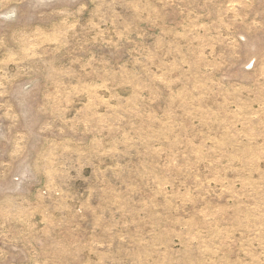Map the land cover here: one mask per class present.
I'll use <instances>...</instances> for the list:
<instances>
[{
	"label": "rangeland",
	"instance_id": "obj_1",
	"mask_svg": "<svg viewBox=\"0 0 264 264\" xmlns=\"http://www.w3.org/2000/svg\"><path fill=\"white\" fill-rule=\"evenodd\" d=\"M0 264H264V0H0Z\"/></svg>",
	"mask_w": 264,
	"mask_h": 264
}]
</instances>
